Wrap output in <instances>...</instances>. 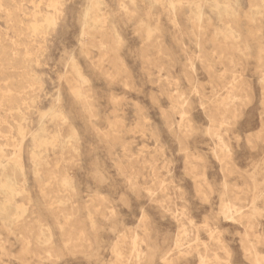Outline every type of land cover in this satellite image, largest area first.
I'll use <instances>...</instances> for the list:
<instances>
[{
  "label": "rangeland",
  "instance_id": "374dc122",
  "mask_svg": "<svg viewBox=\"0 0 264 264\" xmlns=\"http://www.w3.org/2000/svg\"><path fill=\"white\" fill-rule=\"evenodd\" d=\"M89 1L64 0L31 49L43 89L21 147L0 127L23 174L0 264H264V1L218 18L206 0H102L98 28ZM41 120L60 140L35 171Z\"/></svg>",
  "mask_w": 264,
  "mask_h": 264
},
{
  "label": "bare ground",
  "instance_id": "6f19581e",
  "mask_svg": "<svg viewBox=\"0 0 264 264\" xmlns=\"http://www.w3.org/2000/svg\"><path fill=\"white\" fill-rule=\"evenodd\" d=\"M26 1L0 0V13L5 15L4 22L9 24L13 32V37H10L8 32L4 33L0 28V110L4 112L0 127L1 136H6L9 145L15 148H20L23 144L22 139L26 134L25 120L31 110L36 108L37 93L43 89L42 80L35 71L37 61L31 49L37 40L46 41L45 36L55 29L56 21L63 11L64 0H51L49 3L46 0H32V9L26 7ZM206 2L218 18L223 15H236L237 0H206ZM169 3L173 5L172 2ZM104 9L102 0H90L83 20L85 24L90 23L98 28L103 23ZM193 12L198 19H201L200 9H194ZM52 114L56 116L58 113ZM40 124V131L32 134L31 154L35 171L43 164L44 149L48 146L55 147L60 140L59 137L49 135L42 120ZM61 142L67 143L64 140ZM16 153L18 152L9 153L0 148V196H3L0 200V220L4 223L16 220L20 213V207L10 198L18 192L17 180L23 175ZM66 185H69L68 180ZM232 215L233 212L229 209L228 217L232 218ZM182 233V228H179L175 248L182 245ZM137 244L135 237L134 245ZM183 254L186 255L185 252ZM168 259L169 255L164 257L163 262L167 263ZM201 260L202 264H214L206 257H202Z\"/></svg>",
  "mask_w": 264,
  "mask_h": 264
}]
</instances>
